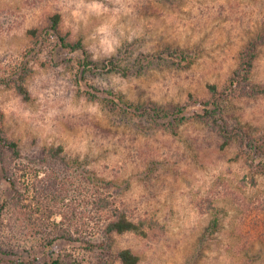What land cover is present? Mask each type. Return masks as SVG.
<instances>
[{
    "label": "rangeland",
    "instance_id": "rangeland-1",
    "mask_svg": "<svg viewBox=\"0 0 264 264\" xmlns=\"http://www.w3.org/2000/svg\"><path fill=\"white\" fill-rule=\"evenodd\" d=\"M57 13L62 33L82 40L90 58L32 38L30 30ZM254 41L250 82L264 86V0H0V74H27L30 95L0 85L5 136L39 168L53 166L45 149L63 146L81 172L109 182L132 219L146 223V236L112 235L105 264H120L123 249L139 264H264V95L228 93L240 54ZM210 85L223 95V116L240 129L227 147L209 122L188 119L172 131L135 111L191 104L188 114H202ZM255 140L259 151H250ZM9 193L0 156V195ZM35 246L15 264L50 261ZM63 246L90 256L80 242ZM0 264L13 263L0 257Z\"/></svg>",
    "mask_w": 264,
    "mask_h": 264
},
{
    "label": "trees",
    "instance_id": "trees-1",
    "mask_svg": "<svg viewBox=\"0 0 264 264\" xmlns=\"http://www.w3.org/2000/svg\"><path fill=\"white\" fill-rule=\"evenodd\" d=\"M61 20V14L57 13L50 18L47 27L32 29L30 35L36 43L47 44L52 41L67 54L80 53L87 59L90 58L82 40L73 42L62 33ZM257 57L258 50L254 41L240 54V69L230 80L229 94L264 95V86L250 82ZM118 65L120 63L111 60L108 67L117 70ZM89 66L86 59L79 62V70L84 74ZM17 73L19 70L10 79L6 74H0V85H12L19 94L28 99L30 95L26 87L27 74L22 72L17 76ZM209 88L210 101L199 103L205 107L202 114L196 111L188 114L191 104L162 108L150 103L137 107L135 111H138L139 115L149 116L160 127L172 131H175L174 125L188 119L209 122L224 139L222 147H227L233 141L235 132L240 129L237 126L231 127L230 122L223 116L220 102L224 98L218 87L210 85ZM108 103L114 110L115 102ZM126 103L129 109L133 108ZM197 103L193 101V104ZM2 119L0 112V156L2 172L10 193L7 197L0 195V257L15 264L18 261L14 258L20 256L19 252L35 251V245L30 243L33 239L39 242L36 248L51 254L50 261L34 256V259L24 258L20 264H105L104 251L112 235L134 233L146 236V223L132 219L128 209L112 195L108 188L109 182L81 172L77 165L68 159L63 146L44 150V159L53 165L51 167L39 168L25 164L19 143L5 136ZM159 120L166 122L160 123ZM260 143L261 141L255 140L248 149L259 151ZM20 171H23V174ZM26 173L30 175L28 187L25 186ZM56 217L61 219L55 220ZM100 237L102 242L99 243L97 238ZM64 242H80L90 256L75 255L67 247L64 248ZM101 250L103 252L97 255V251ZM116 259L120 264L140 263V257L131 249L121 250Z\"/></svg>",
    "mask_w": 264,
    "mask_h": 264
}]
</instances>
